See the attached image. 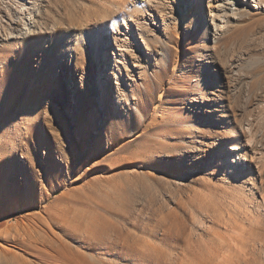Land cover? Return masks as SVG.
Returning a JSON list of instances; mask_svg holds the SVG:
<instances>
[{
    "label": "rangeland",
    "instance_id": "rangeland-1",
    "mask_svg": "<svg viewBox=\"0 0 264 264\" xmlns=\"http://www.w3.org/2000/svg\"><path fill=\"white\" fill-rule=\"evenodd\" d=\"M155 1L0 0V264H264V0Z\"/></svg>",
    "mask_w": 264,
    "mask_h": 264
},
{
    "label": "bare ground",
    "instance_id": "bare-ground-1",
    "mask_svg": "<svg viewBox=\"0 0 264 264\" xmlns=\"http://www.w3.org/2000/svg\"><path fill=\"white\" fill-rule=\"evenodd\" d=\"M119 0H106V2H108L109 4H116L117 2H118ZM139 2H142V3H146V2H148V1H151V0H138ZM159 1V0H158ZM169 1V0H168ZM155 2H157V0L155 1ZM185 2H186V5H188V4H190V3H192V8H193V10H194V14H195V11L197 12V11H199V10H203L202 8H203V4H205V3H209L210 2V0H185ZM243 2L245 3H249V0H228V1H226V3H225V1L224 0H222V1H219L218 3H216L214 6V9H216V10H220L221 11V13H214V11L212 10V9H208V12L206 13V22H208V24H210V32H209V38L210 39H214V42H215V40H217V38H218V35L220 34V33H222V31H223V29L225 28V25H226V19H225V16L227 15V13H229L228 15H230L232 18H234L236 15H240V14H243V13H245L246 12V5L244 6L243 5ZM225 4H229V7H226V5ZM135 5V4H134ZM136 5H137V3H136ZM143 5V4H142ZM162 5V4H161ZM153 6V5H152ZM210 6H211V4H210ZM155 7V6H154ZM190 7V6H189ZM162 10V9H161ZM40 8H39V6L36 8V12L34 13V11L31 9L30 10V12H28L27 13V16L29 17V18H24V21H23V24L24 25H28V28L27 27H25L26 28V31H25V35H26V33H27V29H29V26L30 27H33V28H35L36 27V22L38 21V19H37V16L40 14ZM219 11V12H220ZM162 12V11H161ZM205 14V13H204ZM158 15V14H157ZM124 19V16H122V18H121V20H123ZM162 21H163V18H162ZM190 22H191V24L192 23H194L193 22V18L192 17H190ZM38 23V22H37ZM163 23V22H162ZM195 26V25H194ZM192 27H193V24H192ZM30 30L31 29H29V31H28V33H30ZM19 34H21V32H19ZM24 35V36H25ZM193 35L194 36H196L197 35V31H194L193 32ZM207 38V37H206ZM207 40V39H206ZM126 41V40H125ZM119 45H121V44H119ZM204 45V44H203ZM202 45V46H203ZM201 46V47H202ZM214 46V45H213ZM212 45L211 46H203L204 47V49H212V47H213ZM122 49H123V47H122ZM127 53V52H126ZM120 55L121 56H123L124 54H123V52H120ZM129 55V54H128ZM132 55V54H131ZM202 60H203V62L204 63H208L209 62V56H208V53H206V52H203L202 53ZM78 59V58H77ZM83 62H86L85 61V58H83ZM210 62H212L211 60H210ZM122 65V64H121ZM167 66H168V64H167ZM208 68L210 69V70H212V71H214L213 70V68L211 67V66H208ZM144 75V74H143ZM168 75V68H166V67H164V68H162L161 70H160V74H158L156 77H157V79H156V81L154 82V87L157 89L160 85H161V83H162V81H163V79L166 77ZM211 75H214V73H211ZM145 76V75H144ZM147 78H144V79H142V81H144L145 82V80H146ZM209 79H207L205 76H204V78H201L200 79V81H199V84H203V85H206V86H208V83H209ZM98 82H99V80H98ZM198 83V82H197ZM146 88L148 89L149 88V85L148 84H146ZM153 92V91H152ZM138 95L139 96H141V93H138ZM212 98H213V96H212ZM161 108V107H160ZM162 116V115H161ZM155 119V118H154ZM256 146H258L257 148H253V150H256L257 151V153H260V154H262L263 153V151H264V142H262L261 140H256ZM107 146H108V148H110V149H113L114 148V143L112 142V140H109V142L107 143ZM234 150V149H233ZM258 151H260V152H258ZM237 154L239 155L238 157H240V154H241V152L240 151H238L237 152ZM233 155H235V154H233ZM237 157V156H236ZM262 158H264V156H261V158L260 159H262ZM257 159H255V163H256V167H257V171H258V173L259 172H262V170L264 169V162H257L256 161ZM242 180V179H241ZM240 180V181H241ZM242 181H244V180H242ZM249 196L248 197H250V196H252V194L254 193V192H260V194L262 195V199L264 200V185L262 184V183H259V186H257L255 183H251L250 185H249ZM248 202V204H249V200L247 201ZM260 221H258L257 223H259ZM256 223V222H255ZM259 225V224H258ZM257 224H255V226H250V229L251 230H253V229H255V228H257V226H258ZM69 264H93V263H69Z\"/></svg>",
    "mask_w": 264,
    "mask_h": 264
}]
</instances>
